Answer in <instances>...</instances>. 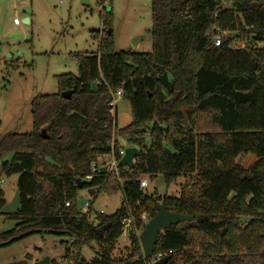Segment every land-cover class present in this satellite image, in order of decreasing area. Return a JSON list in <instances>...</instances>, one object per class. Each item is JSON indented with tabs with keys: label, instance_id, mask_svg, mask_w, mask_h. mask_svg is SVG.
I'll return each mask as SVG.
<instances>
[{
	"label": "trees",
	"instance_id": "16d2710c",
	"mask_svg": "<svg viewBox=\"0 0 264 264\" xmlns=\"http://www.w3.org/2000/svg\"><path fill=\"white\" fill-rule=\"evenodd\" d=\"M100 18L104 37L93 33L97 53L78 54V75L57 77V94L32 100L31 132L0 136V177L19 175L20 197L17 213H2L0 189V218L14 223L0 231V248L34 235L65 237L76 249L101 246L87 264H114L110 250L122 221L132 214L128 239L137 249L140 216L152 218L163 203L193 220L164 230L150 256H167L168 264H178L180 255L183 264H264V46H255L264 45V0H232L222 8L216 0H151L152 50L146 54L115 51L110 14ZM215 27L225 34L219 46L210 38ZM237 38L244 48L232 46ZM117 90L132 114L121 129L113 127L110 105ZM66 91L69 100L60 96ZM111 143L115 154L122 143L139 150L134 168H119V177L99 172L84 182ZM242 155L257 162L243 170L233 164ZM42 161L59 172L39 173ZM196 171L205 183L190 197L139 188L144 176H161L168 189ZM87 189L121 192L120 208L90 220L77 208L79 192ZM240 218L249 220L242 228ZM195 243L196 256L184 255ZM134 258L119 264H147L142 255Z\"/></svg>",
	"mask_w": 264,
	"mask_h": 264
},
{
	"label": "rangeland",
	"instance_id": "374dc122",
	"mask_svg": "<svg viewBox=\"0 0 264 264\" xmlns=\"http://www.w3.org/2000/svg\"><path fill=\"white\" fill-rule=\"evenodd\" d=\"M102 14H110L115 51L141 54L151 52V0H104L101 4L97 0H0V136L31 132L32 100L38 96L57 94V77H76L78 54L97 53L99 39H94L93 33H98L100 39L104 37L100 18ZM14 18L19 21L18 26L13 24ZM25 19H29V24L23 23ZM136 40L139 42L138 47L134 46ZM245 44L243 39L237 38L233 40L232 46L244 48ZM255 46L262 48L264 45L257 43ZM112 114H115L118 129L132 122L127 100L116 99ZM122 146L126 148L125 143ZM256 162L255 156L242 155L234 159L233 164L248 170ZM79 170L80 167L74 173H79ZM38 172L56 174L59 170L47 161H42ZM18 179L19 175L0 177V189L6 203L14 196ZM142 179L147 182L144 191L160 197H190L195 188L199 189L205 183L199 171L180 177L168 189L159 175L153 179L145 176ZM119 183L122 181L119 180ZM121 202L122 194L119 191L113 195L96 191L90 197L86 190H81L77 208L81 211L88 205L93 212L101 211L104 216H110L120 208ZM95 215L88 214L89 219H94ZM248 221L240 218V227H244ZM13 226V222H4L0 218V231L9 230ZM184 226L185 223L181 225ZM125 231V235L118 238L110 250L114 264L131 258L130 262H133L136 260L133 259L134 255H142L144 259L140 244L136 249L128 239L129 228ZM141 231L136 232L137 238ZM102 247L108 250V246ZM196 249L197 243L188 248L184 255L196 256ZM101 251V246L96 242L76 249L65 237L34 235L0 248V264H34L45 257H49V264H77L80 261L81 264H87ZM181 256L176 257L178 264H183ZM153 258L150 256L146 259L147 264H152Z\"/></svg>",
	"mask_w": 264,
	"mask_h": 264
},
{
	"label": "water",
	"instance_id": "95a60500",
	"mask_svg": "<svg viewBox=\"0 0 264 264\" xmlns=\"http://www.w3.org/2000/svg\"><path fill=\"white\" fill-rule=\"evenodd\" d=\"M24 24H29V19L23 20ZM111 32L108 29L107 33ZM139 42L136 40L134 42V46L136 47ZM95 87L94 84L91 85ZM72 93L70 91L62 92L60 96L65 99L69 100L71 98ZM139 155V150L135 147H126L124 149V155L118 162V168H127L133 169L134 168V160ZM102 173L105 172V169L101 170ZM77 183L79 187H81L80 179H77ZM88 195L92 197L96 190L87 189L86 190ZM19 203L20 197L18 191L15 192L13 198L9 203H6L5 206L2 208V213H10L15 214L19 210ZM193 220L192 216L188 215H181L177 213H171L166 210V206L163 203L158 205L157 213L148 220V222L144 225L141 233L138 236V242L141 246L143 257L144 259H149L152 249L156 243V240L160 234L164 230L169 229L171 226H176L180 223L190 222ZM109 225L102 226L96 230V234L98 237H102L104 232L108 229ZM169 261L168 257H164L152 264H167ZM50 259L49 257H45L41 261L35 262L34 264H49Z\"/></svg>",
	"mask_w": 264,
	"mask_h": 264
},
{
	"label": "built area",
	"instance_id": "2783aa9c",
	"mask_svg": "<svg viewBox=\"0 0 264 264\" xmlns=\"http://www.w3.org/2000/svg\"><path fill=\"white\" fill-rule=\"evenodd\" d=\"M216 1L220 3L221 8L222 7H229L231 5V3H232V0H216ZM13 24L18 26L20 23H19V21L16 18H14L13 19ZM222 34L223 33L220 32L218 27H215L211 31L210 38H211L214 46H219L220 45ZM97 84H99V82H96V85ZM111 95H112V100H111V103H110V105L112 107L111 113H114V111H115V101H116V99H121L123 97V91L122 90H117L116 92H111ZM114 125H115V122L113 123V127H114ZM113 132H114V130H113ZM112 137H113V135H112ZM110 148H111V150H110L111 152L109 154L100 157L95 163H93L91 165L90 174L85 177V180L87 182H89L94 176H96L97 173L101 172L102 169H105L104 173H106V175L119 177V173H118V169L119 168H118L117 165H118L119 160L124 155V149L125 148L122 146L118 150L117 154H115L114 151H113V143H111ZM123 169L127 170V168H123ZM0 185H1V181H0ZM146 186H147V182L145 180H143V179H140L139 188L141 190H145ZM65 206H68V204L65 203ZM136 206L138 207L139 203H137ZM78 211H79L80 214L87 215V216H88V214H91V213H95L97 215H101V214L103 215V213H101V211L100 212H93L91 207L88 206V205L84 206L81 211L80 210H78ZM131 215L132 214L129 213L128 217L125 218L122 221V234H121V236L125 235V232H126L125 229L126 228H129V231H130L132 229V227H133V216H131ZM149 219L150 218H149L148 214H142L140 216V224L143 225V228H144V225L148 222ZM163 257L164 256H162V255L155 256L153 258V263L158 261V260H160V259H162Z\"/></svg>",
	"mask_w": 264,
	"mask_h": 264
},
{
	"label": "flooded vegetation",
	"instance_id": "af4514ba",
	"mask_svg": "<svg viewBox=\"0 0 264 264\" xmlns=\"http://www.w3.org/2000/svg\"><path fill=\"white\" fill-rule=\"evenodd\" d=\"M169 253H170V252H169ZM164 257H167V256H164ZM164 257H163V258H164ZM168 262H169V261H168ZM167 264H168V263H167Z\"/></svg>",
	"mask_w": 264,
	"mask_h": 264
},
{
	"label": "crops",
	"instance_id": "0c3cea01",
	"mask_svg": "<svg viewBox=\"0 0 264 264\" xmlns=\"http://www.w3.org/2000/svg\"><path fill=\"white\" fill-rule=\"evenodd\" d=\"M15 26H16V25H15ZM138 45H139V44H137V46H136V47H138Z\"/></svg>",
	"mask_w": 264,
	"mask_h": 264
}]
</instances>
